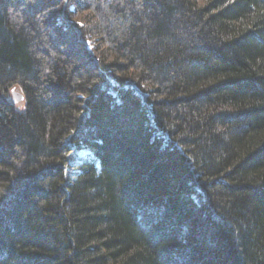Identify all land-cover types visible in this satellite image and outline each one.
<instances>
[{
  "label": "trees",
  "instance_id": "1",
  "mask_svg": "<svg viewBox=\"0 0 264 264\" xmlns=\"http://www.w3.org/2000/svg\"><path fill=\"white\" fill-rule=\"evenodd\" d=\"M0 264H264V0H0Z\"/></svg>",
  "mask_w": 264,
  "mask_h": 264
},
{
  "label": "water",
  "instance_id": "2",
  "mask_svg": "<svg viewBox=\"0 0 264 264\" xmlns=\"http://www.w3.org/2000/svg\"><path fill=\"white\" fill-rule=\"evenodd\" d=\"M20 99H22V96L20 94L15 93L14 94V101H19Z\"/></svg>",
  "mask_w": 264,
  "mask_h": 264
}]
</instances>
